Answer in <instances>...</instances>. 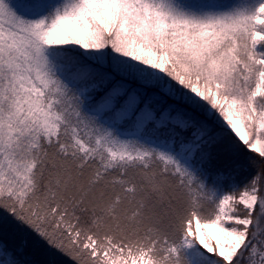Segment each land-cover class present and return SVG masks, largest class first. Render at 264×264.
<instances>
[{"label": "snow or ice", "instance_id": "snow-or-ice-1", "mask_svg": "<svg viewBox=\"0 0 264 264\" xmlns=\"http://www.w3.org/2000/svg\"><path fill=\"white\" fill-rule=\"evenodd\" d=\"M9 222L0 264H264V0H0Z\"/></svg>", "mask_w": 264, "mask_h": 264}, {"label": "trees", "instance_id": "trees-1", "mask_svg": "<svg viewBox=\"0 0 264 264\" xmlns=\"http://www.w3.org/2000/svg\"><path fill=\"white\" fill-rule=\"evenodd\" d=\"M19 232L20 230L9 222L6 229L0 230V241L6 242L10 250H15L22 261L38 262L44 259L40 243L32 236H21Z\"/></svg>", "mask_w": 264, "mask_h": 264}, {"label": "rangeland", "instance_id": "rangeland-1", "mask_svg": "<svg viewBox=\"0 0 264 264\" xmlns=\"http://www.w3.org/2000/svg\"><path fill=\"white\" fill-rule=\"evenodd\" d=\"M19 233L21 234V236H25V237L29 236V235H27V234H25V233H23L21 231ZM25 237H23V239H25Z\"/></svg>", "mask_w": 264, "mask_h": 264}]
</instances>
